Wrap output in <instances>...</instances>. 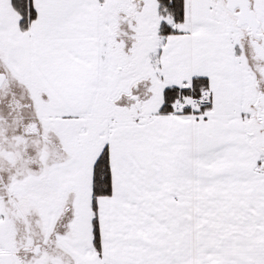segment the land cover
Here are the masks:
<instances>
[{
    "label": "snow or ice",
    "instance_id": "obj_1",
    "mask_svg": "<svg viewBox=\"0 0 264 264\" xmlns=\"http://www.w3.org/2000/svg\"><path fill=\"white\" fill-rule=\"evenodd\" d=\"M0 264H264V0H0Z\"/></svg>",
    "mask_w": 264,
    "mask_h": 264
}]
</instances>
